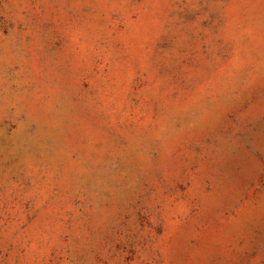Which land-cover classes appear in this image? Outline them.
<instances>
[{"label": "rangeland", "instance_id": "1", "mask_svg": "<svg viewBox=\"0 0 264 264\" xmlns=\"http://www.w3.org/2000/svg\"><path fill=\"white\" fill-rule=\"evenodd\" d=\"M0 264H264V0H0Z\"/></svg>", "mask_w": 264, "mask_h": 264}]
</instances>
